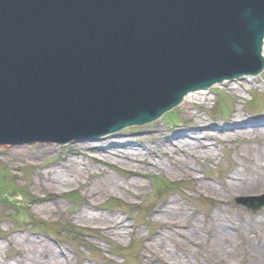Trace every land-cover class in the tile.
<instances>
[{"label": "water", "instance_id": "1", "mask_svg": "<svg viewBox=\"0 0 264 264\" xmlns=\"http://www.w3.org/2000/svg\"><path fill=\"white\" fill-rule=\"evenodd\" d=\"M263 44L264 0H0V147L154 122L259 75Z\"/></svg>", "mask_w": 264, "mask_h": 264}, {"label": "rangeland", "instance_id": "2", "mask_svg": "<svg viewBox=\"0 0 264 264\" xmlns=\"http://www.w3.org/2000/svg\"><path fill=\"white\" fill-rule=\"evenodd\" d=\"M239 83L242 84L211 88V94L200 99L194 107L189 108V105L184 106L182 103L152 124L131 127L99 141L70 142L65 146L54 143L1 146L0 262L7 260L10 264L14 263L20 254L14 239L28 236L44 240L63 255V259L68 256L70 264H173V256L181 261L180 264H205L207 256L202 246L189 244L193 237L188 235V231L195 218L200 217L206 223L209 222V215L216 211L218 205L223 207L222 215L235 221L239 218L245 221L256 218L260 211H264L263 207L253 212L235 201L240 197L264 194V186L251 195L223 191V186L230 185L231 176L240 169V161L233 150L238 148L236 144L239 145L236 150L243 145L222 141L226 129L219 131L206 125L212 123L225 128L236 115L253 124L264 120V72L257 78ZM231 123L234 125V122ZM183 133L189 135L181 136ZM196 135L202 136L198 139L207 142L210 159H202L199 164L192 162L195 169L192 170L193 175L203 183H211L217 191L204 192L199 187V181L174 176L163 166L169 165L170 149L193 143L197 140ZM161 143L168 146H160L163 148V162L155 148ZM77 144L80 145L79 149H76ZM257 144H261L264 149L263 139ZM149 147H152L153 152L148 155L145 150ZM120 149L138 154L141 159L140 164H137L142 172L140 176L132 175L130 167L121 164V159L114 154ZM80 150L91 156L80 155ZM92 157L96 163L91 162ZM69 159L79 168L90 164L93 172L79 181L71 178L68 184L53 191L37 190V184L52 175L53 172L49 174L50 168L56 169L58 173L63 170L65 175L61 165ZM153 161L158 162L160 167H154L151 164ZM101 172L119 179L130 191L113 189L100 197L88 196L85 182L88 181L87 186H92L95 177H99ZM133 182L139 186H130ZM87 199L96 206L88 207ZM173 199L178 200L185 213L176 226L170 228L171 233H180L176 235V241L173 244L166 243V250H162L160 245L164 244L159 238L169 228L163 230L160 226L159 222H163L164 218L159 216V211L169 206ZM47 204L53 206V211H42L41 207ZM87 215L120 217L128 227L120 235H106L98 229L101 228L97 226L99 224L85 221ZM261 236H253L252 242L257 243V246L263 244ZM245 248L240 246L237 256L228 260L232 264H264V253L261 256L250 255Z\"/></svg>", "mask_w": 264, "mask_h": 264}, {"label": "bare ground", "instance_id": "3", "mask_svg": "<svg viewBox=\"0 0 264 264\" xmlns=\"http://www.w3.org/2000/svg\"><path fill=\"white\" fill-rule=\"evenodd\" d=\"M239 82L240 81H237V84H242ZM233 84L234 83H226L225 85L230 86ZM209 94L210 90L190 93L185 97L182 105H189V108L194 107V105L199 104L201 101L200 99H203V97H206L207 95L209 96ZM236 116L232 120V122L235 123V127H232L231 129L228 128V126H225V128L223 126L216 127L215 125H212V123H206V125L207 127H215L219 131L226 129L225 132L227 133L224 135L223 139H221L222 141L228 143L235 142L243 145L242 148L236 150L239 148V145L236 144L238 148L233 150L236 159L240 161V169L234 173V176H231V183H229L230 185H226V187L223 186V191H234L243 193V195H251V193H256L258 188L264 186V149L261 147V144H257L259 140L263 139L264 141V120L255 121L256 123L253 124L245 118H240L238 115ZM239 127L243 128L241 129ZM182 135L189 134L183 133L181 136ZM195 137H197V140L193 143L185 144L183 146L177 145L174 149H170L171 152L168 155L167 160L169 165L167 167L163 164L162 165L168 169L170 174L174 176L179 175L192 179L193 181H199V187L203 189L204 192L208 193L217 191L214 185L206 182L203 183L193 175L194 172L192 170L195 169L192 166V162L199 164L202 159H210L207 142L203 141V139H198L202 137L200 135H196ZM78 146L80 145L77 144L76 149H79ZM160 146L162 147L166 145L161 143L155 147L157 154L159 155V159L163 162V148ZM166 148H168V146H166ZM145 151L149 155L153 152V149L152 147H149ZM79 152L80 155H87L88 158L91 156L90 154H87V152H82L81 150ZM165 152L167 153V151ZM114 154L118 157V159H121V164L123 166L127 168L130 167V170L133 173L132 175L140 176L142 174V172L139 171V165H137L138 163L140 164L141 161L138 154L124 152L121 149L115 151ZM92 159L93 160L90 159L91 162L96 163L93 157ZM157 163L158 162L153 161L151 164L158 168L160 166ZM84 164L85 163H83V165ZM89 166L90 164H85L84 168H79V166H77L75 162L72 161V159H69L66 164L64 163V165H61V168H63L66 172L65 175L63 170L58 173L56 169L50 168L51 170H49V174L53 172L52 175L48 176V178L44 181L39 182L37 184L38 188H36L37 190L41 189L45 192H49L56 190V188H61V186H65L70 182L71 178H73L74 181H79L82 177L89 176V173L93 172ZM87 183L88 181L85 182V187H88V196L99 195L100 197V195H105L113 189L122 190L123 188L127 191H130L124 186V184L119 182V179L109 176L103 172H101L99 177H95V183L92 184V186H87ZM133 185L135 187L139 186V184L135 185V182H133L130 186ZM87 206L93 207L96 205H93L92 201L87 199ZM52 208L53 206L48 204L41 207L42 211H53ZM57 209L58 208H56V210ZM83 212L84 211H82L81 214H83ZM183 213H185V211L182 210L180 203L175 199L171 201L169 206L165 207V209L162 208V210L159 211V216L164 218L163 222H159L161 224L160 226L163 228V230H165V228H169V230L164 231V233H162L159 238V241L164 244L160 245L162 250H166V245L168 243L173 244L176 241V235L180 234L177 231H173L171 233L170 228L172 226H176L175 224H177L179 219L183 217ZM214 213L215 218L213 217ZM214 213L209 215V222L206 223L204 219L197 217L193 222H191L192 225L190 228L187 227L189 228L188 235L193 237V239L189 240V244H196L197 247L202 246V249L206 252L207 261L205 264H232V261L228 259L237 256V249L240 246H245V249L250 253V255L256 254L261 256L264 253V211H260L256 218H250L246 221L245 219L240 218L235 221L226 215H222L223 207L219 205L216 207V211H214ZM84 219L87 221V223L93 222L99 224L97 226L101 228L98 229L106 235L112 233L115 235H120V232L123 230L126 231L128 227L124 219L116 216L103 215L100 217H90V215H87ZM209 225H211L212 228ZM207 227V233L205 234ZM129 233H131V231ZM252 234L253 236L262 235L261 237L263 238V244L261 243L262 245L260 244L257 246V243L255 244L252 242ZM14 241L19 248L20 254L18 258L14 260V263L11 264H70V258L68 256L63 259V255H60L58 251H56L47 242H44V240L31 239L30 237L25 236L21 239H14ZM150 246L151 245L149 244L148 247L150 248ZM156 251L158 252V250ZM172 260L173 264L181 263L177 257L173 256ZM0 264L10 263L6 260L1 261ZM188 264L194 263L189 262ZM252 264H256V262H253Z\"/></svg>", "mask_w": 264, "mask_h": 264}]
</instances>
